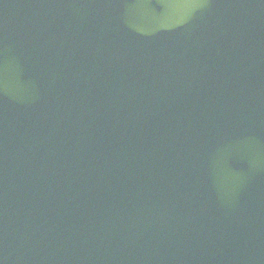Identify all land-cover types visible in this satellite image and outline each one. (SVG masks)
Returning a JSON list of instances; mask_svg holds the SVG:
<instances>
[{"label":"water","instance_id":"water-1","mask_svg":"<svg viewBox=\"0 0 264 264\" xmlns=\"http://www.w3.org/2000/svg\"><path fill=\"white\" fill-rule=\"evenodd\" d=\"M0 264H264V0H0Z\"/></svg>","mask_w":264,"mask_h":264}]
</instances>
